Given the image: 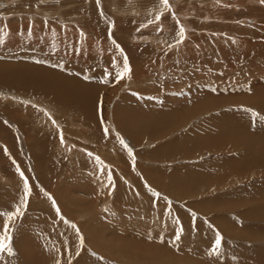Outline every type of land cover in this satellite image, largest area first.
I'll list each match as a JSON object with an SVG mask.
<instances>
[{
	"label": "rangeland",
	"instance_id": "374dc122",
	"mask_svg": "<svg viewBox=\"0 0 264 264\" xmlns=\"http://www.w3.org/2000/svg\"><path fill=\"white\" fill-rule=\"evenodd\" d=\"M169 3L156 21L159 0H0V68L94 96L0 80V211L20 201L17 166L32 186L0 264H264V125L244 111L264 115V2Z\"/></svg>",
	"mask_w": 264,
	"mask_h": 264
},
{
	"label": "snow or ice",
	"instance_id": "6c2138e0",
	"mask_svg": "<svg viewBox=\"0 0 264 264\" xmlns=\"http://www.w3.org/2000/svg\"><path fill=\"white\" fill-rule=\"evenodd\" d=\"M262 2H264V0H262ZM97 5L100 4V0H96ZM159 3L161 5H163V11H158L156 14V21H160L161 17L164 14V11H170L171 10V5L169 3V0H159ZM102 16L104 15V13L101 11L100 13ZM173 17L175 16V13L172 12ZM149 23H152V21H149ZM177 23H179L177 21ZM114 27V24L112 25ZM141 27H147L146 24H142ZM3 30L0 29V32H2ZM109 36L111 37V32H109ZM179 36H180V40L178 42H183L184 36H185V29L184 27L181 25L179 28ZM3 41L0 40V43H2ZM115 43V41H113ZM235 42V41H233ZM117 48L119 49V45H117ZM120 52L123 54V50L119 49ZM131 71L130 65L128 64V60H127V56H124V60H123V65H122V70L118 71L115 74V79L117 80H121L123 79L126 75H128ZM244 111L246 113H249L251 116V120L253 125H255L257 122H259L261 125H264V115H261L260 113H258L256 110L251 109V108H244ZM53 123H55V121H53ZM105 134H108L109 129L105 128L104 129ZM120 144L122 145V147L128 152V154L130 156L133 157V163H135V156L133 153L132 148L127 144V142L121 137L120 138ZM61 143H63V135L61 134ZM5 151H7V149L5 148ZM89 155H92L91 153H89ZM97 160H99V157H96ZM17 171L20 173V177L23 181V190H22V195L20 197V201L19 203L16 205L15 210L14 211H0V217H4V223H3V228L2 230H0V259L3 258V254H7L9 256L14 254V249H13V245H12V240H13V231L15 228V224L14 222L21 216L24 215V211L23 209H26L29 205V198L32 195V186L29 183V179L28 177H26L24 175V172L21 171L19 169V167L17 166ZM107 179H108V184L106 186H111L112 188H114V182L112 181L111 178V171L110 169L107 172ZM150 188V186H148ZM109 194H111V191L109 192ZM50 196V194H47ZM154 195L159 196L160 194L157 192H154ZM52 205L55 208V211L57 213V215H61V218L63 219L61 210L59 208V206L56 204V201L54 198H52ZM195 214H193V220H195ZM174 223H179V218H176L174 220ZM71 227L75 228L76 226L74 224L70 225ZM211 227V225H210ZM77 232L79 233V229H77ZM179 233L182 234L183 233V227L181 226L179 229ZM177 234L175 236L176 240H179L181 238V235ZM222 242H223V237L222 235L219 233V231H216L215 233V238L214 241L211 244L210 247V251H209V255H214L219 257L222 253H221V248H222ZM83 243V238L81 237V244ZM95 254V253H94ZM77 255H79V253H77ZM56 264H60L59 260H56ZM69 264H71V261H69Z\"/></svg>",
	"mask_w": 264,
	"mask_h": 264
},
{
	"label": "bare ground",
	"instance_id": "6f19581e",
	"mask_svg": "<svg viewBox=\"0 0 264 264\" xmlns=\"http://www.w3.org/2000/svg\"><path fill=\"white\" fill-rule=\"evenodd\" d=\"M0 67H2V66H0ZM18 69H20V68H18ZM18 69L16 70V69L12 68L9 71L8 67L5 70H2L0 68V80L2 82L8 83V84H14V85H18L19 86V85H21L20 82H19V79L20 78H21V80L26 79L27 83H25L26 85H24V86H26L25 87L26 89L30 88V87L33 88V89L36 88L37 91L39 90L38 92H40L42 90L47 95H50L51 97H55L57 99H62L63 96L71 97L70 101H72L73 103H76V105L78 107L87 106L89 109H91V105H92L91 102H93L92 100H93V97H94L91 94V91L88 90L89 94L83 92V90H82L83 88L81 90L75 91L74 90L75 88L73 86H71V84H69L70 82L68 80H65V79L61 80V77L59 75L55 74V73H51V72H48V71L44 72V71L41 70L39 72H36V74L34 75L35 78H33L32 76H30L31 69H29L30 72L29 71H25L26 76L23 75V73H24L23 71L25 69H23L22 71L18 70ZM28 78L33 80V82L31 84L28 83ZM21 83H22V81H21ZM75 83H78V82L74 80V85H75ZM82 94H83V97H84L85 100L83 98H81ZM80 98H81V100H84V101H80ZM222 102H223V100H222Z\"/></svg>",
	"mask_w": 264,
	"mask_h": 264
}]
</instances>
